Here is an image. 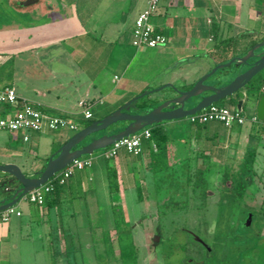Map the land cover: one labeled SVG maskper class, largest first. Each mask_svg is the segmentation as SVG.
Segmentation results:
<instances>
[{
	"label": "crops",
	"instance_id": "1",
	"mask_svg": "<svg viewBox=\"0 0 264 264\" xmlns=\"http://www.w3.org/2000/svg\"><path fill=\"white\" fill-rule=\"evenodd\" d=\"M8 1L16 12L32 15L35 27L32 32L28 31L29 38L24 47L19 45L18 37L14 41L10 52L14 54V71L10 76L1 75L0 64V89L13 87L20 102L26 101L50 114L76 120L79 129L87 120L82 112V101L91 103L88 109L93 120L103 118L143 92L148 93L134 101L126 111L136 113L142 106L143 109L155 107L165 99L176 96L175 89L188 90L217 64L244 56L254 45L264 42V26H258L264 25V0H161L152 22L159 32L167 36L168 41L156 48H138L132 43L135 20L148 6L149 0ZM53 13L58 15V19H50ZM37 26H41L38 29L45 26L41 33L48 32L51 26H63L62 30L56 28L63 34L50 40L39 36L35 38ZM67 26H79L80 38L67 39ZM93 34L97 37H93ZM231 39L235 41V48L224 49V41ZM217 45L221 49H217ZM4 47L0 44V53ZM260 49L257 52L263 50ZM22 55L27 57L23 58L22 65H29V71L24 74L19 72ZM214 77L208 78L207 83H213ZM151 90L153 92L149 93ZM243 91L245 98L241 109L244 112L249 107L251 113L256 115L258 99L248 94L247 87ZM224 102L229 104V98ZM9 109L8 105L0 104V116L6 115ZM104 110L107 112L101 115ZM185 120L189 121L191 127L182 126ZM160 123L172 138L169 150L174 148V143L188 145L189 155H181L180 151V154L168 153L171 167L185 160L184 168H190L184 184L188 186L185 187L187 190L184 188L188 198L195 199L194 195L188 193L193 183L191 175L204 173L209 180L213 173L227 174V169L233 165L237 166L238 173L248 151L256 150L257 164L259 157L264 155V129L257 120L226 126L220 121L194 123L187 116ZM69 131L73 130L48 127L28 133L0 130V164H17L23 172L27 170L28 176L36 177L45 166L42 167L39 162L30 165V156L41 150L48 162L70 137ZM111 131L108 127L101 135L114 133ZM26 134L29 140L24 139ZM153 144L151 139H143V152L140 155L131 154L124 148L112 158L103 154L107 148L98 155L88 154L93 156L92 166L77 170L72 175L61 193V199H53L44 205L28 201V205L19 207L20 199L14 205L21 212L20 215L13 214L8 221H3L0 216V243L9 237L11 228L18 227L23 218L30 223L38 217L44 220L48 217L51 223L54 217L58 222V231L63 233L64 228L59 225L62 208L70 202L73 192L78 195L80 191L89 190L92 182L93 187L104 189L111 196L110 201L114 193L124 198V189H138L140 184L143 193L138 198L149 202V195L154 193L152 185L159 172H154L153 168L151 151H157V146L155 149ZM108 159L115 161L113 167L117 171L119 184L116 192H111L109 188ZM3 175L14 185V177L6 173L0 172V181ZM11 188L14 187H7L9 190ZM167 199L171 201L175 197L170 195ZM3 200L0 197V204ZM70 215L74 216L75 213ZM114 227L113 222L110 230ZM5 251H8L6 246L0 244V253Z\"/></svg>",
	"mask_w": 264,
	"mask_h": 264
},
{
	"label": "rangeland",
	"instance_id": "2",
	"mask_svg": "<svg viewBox=\"0 0 264 264\" xmlns=\"http://www.w3.org/2000/svg\"><path fill=\"white\" fill-rule=\"evenodd\" d=\"M0 16V44L5 46L0 53L1 75L6 77L14 71V54L10 53L13 43L18 37L19 45L25 46L29 38L28 31L32 32L35 27V19H31L32 15L16 12L8 0H0ZM50 19H58V15L53 13ZM39 27L34 30L35 38L39 36L50 40L63 34L56 29L63 26H51L46 33H41L45 26L41 29ZM67 27V39L80 38L79 26ZM93 37L97 35L93 34ZM25 57L22 55L19 61V72L22 74L29 71V65H22ZM218 104L226 105L224 100ZM106 112L104 110L101 115ZM251 112L249 107L244 109L247 116L253 115ZM182 126L191 127L187 120ZM103 131L94 134L93 138L102 136ZM73 133L68 132L69 135ZM173 145L174 148L168 150L170 155L179 151L181 155H189L188 145ZM102 150H96L92 155H98ZM43 156V152L38 150L30 156L28 162L30 165L39 162L44 167L47 158ZM107 162L113 166L115 161L108 159ZM186 163L192 165L190 161ZM184 166L185 160L169 166L168 171L158 172L149 202L138 198L143 193L140 184L138 189H124V198L114 193L111 201V196L104 189L92 186L93 182L89 190L80 191L78 195L73 192L70 202L62 208L59 225H62L64 232L61 234L54 217L51 223L48 217L45 220L38 217L30 223L23 218L18 227L11 228L9 237L0 243L8 250L0 253V264H122L115 228L110 230L116 219L114 207L123 216L128 235L137 246L138 264H264V213L261 210L262 204L264 206V155L258 159L255 182L241 207H234L229 193L220 189L221 186L233 187L231 179L237 177L236 165L227 169L234 173L230 180H225L222 173H213L209 181L206 175L204 184L199 183V191L208 189L210 193L206 202H202L204 198H199L198 194V197L194 195L195 199L186 197L185 187L188 186L184 184L187 180L186 172L190 168L185 169ZM24 171L27 174V170ZM190 177L198 181L194 174ZM170 195L175 199L167 201ZM222 196L224 200L227 199L226 204L222 203ZM201 203L207 206L201 208ZM26 205L28 200L24 197L17 204L19 207ZM72 212L74 216L70 215ZM157 238L162 239L161 242ZM210 253L214 256H210Z\"/></svg>",
	"mask_w": 264,
	"mask_h": 264
},
{
	"label": "water",
	"instance_id": "3",
	"mask_svg": "<svg viewBox=\"0 0 264 264\" xmlns=\"http://www.w3.org/2000/svg\"><path fill=\"white\" fill-rule=\"evenodd\" d=\"M260 48L263 50L257 52ZM251 58H256V60L250 65L249 60ZM247 65L250 66L245 68ZM263 69L264 42H261L254 45L244 56L235 57L226 63L217 64L188 90L175 89L176 96L165 99L155 107L150 106L140 109L136 113L126 111L134 101L148 93L143 92L103 118L94 120L89 125L70 135L56 154L49 158L44 169L36 177L27 176L17 164H0V172L11 175L20 183V186L14 189L15 191L10 201H2L0 212L17 204L31 190L46 184L75 159L92 154L96 150L107 148L114 142L150 125L196 114L232 95L239 97L237 109H241L245 98L243 89ZM218 71L220 72L218 73ZM211 76L215 77L213 83L210 84L207 83V79ZM152 92L153 90L149 91V93ZM256 104V116L258 119L264 120V94L258 98ZM118 122L128 123L118 132L106 133L91 139L88 143L82 144L91 135L106 130ZM157 240L159 241V238ZM200 241L202 242V240Z\"/></svg>",
	"mask_w": 264,
	"mask_h": 264
},
{
	"label": "built area",
	"instance_id": "4",
	"mask_svg": "<svg viewBox=\"0 0 264 264\" xmlns=\"http://www.w3.org/2000/svg\"><path fill=\"white\" fill-rule=\"evenodd\" d=\"M160 2L161 0H149L148 6L137 16L132 28V43L134 46L138 48H156L167 43V36L159 32L152 22V16L158 11ZM0 104L8 105L10 107L6 115L0 116V130L23 133L41 131L44 127L50 129L67 128L73 131L79 130V122L76 120H72L66 116L50 114L39 106L26 101L20 102L16 90L13 87L0 89ZM90 104L89 101L81 102V106L83 107L82 112L87 119L92 117V113L88 109ZM189 119L194 123L220 121L226 126H232L235 123L244 124L248 120L256 121L258 118L256 115H245L242 109L234 110L214 103L196 114L190 115ZM151 136L150 129L146 127L114 142L105 149L103 154L108 158H112L117 155L120 149L124 148L131 154L140 155L143 152V139H151ZM24 139L29 140V135L26 134ZM153 146L156 149V145L153 144ZM92 164V155L75 159L58 173L60 175V181L64 182L77 170L89 168ZM48 182L31 190L24 196V198L29 202L43 205L45 193L52 188V185L48 184ZM13 214L20 215L21 212L16 210L14 206L0 212L3 221H8Z\"/></svg>",
	"mask_w": 264,
	"mask_h": 264
},
{
	"label": "trees",
	"instance_id": "5",
	"mask_svg": "<svg viewBox=\"0 0 264 264\" xmlns=\"http://www.w3.org/2000/svg\"><path fill=\"white\" fill-rule=\"evenodd\" d=\"M212 26H217V25H212ZM213 32H214V35L217 34V32L215 30ZM222 41L223 40H221L220 42L222 43ZM223 44H225V45H222L223 48L227 49V50L228 49L232 50L236 46L235 41L233 39H231L229 41H224ZM217 49H221V46L217 45ZM224 58H227V57H224ZM255 60H256V58H251L249 60L250 65L253 64V62ZM250 65L245 66V68H248ZM263 86H264V69L262 71H260L252 79V81L248 84V86H247L248 94L249 95H255L256 98L258 99L261 95L264 94V91H262V88H264ZM237 103H238L237 96L232 95L229 97V104L223 105V106H226L228 108L236 110L237 109ZM143 107L144 106H142L141 109H143ZM93 121H94L93 119H90V118L87 119L83 123L82 128L89 125ZM257 122H259L260 124L262 123L261 128L264 129V120L261 121V120L257 119ZM122 123L123 122H119V123L114 124L112 127L110 126L109 128H111V130H112L111 132H118V131L122 130L127 125L128 122L123 123V124ZM235 124H237V123H235ZM147 128H149L151 131L152 142L155 143V145L157 146V151H151L154 172L165 171L170 166L169 159H168V150H169V146H170L172 138L170 137V135L168 134V132L166 131V129L163 127V125L161 123H155L153 125L148 126ZM93 137H94V135L89 137V139L87 138L88 140L86 139L83 143H88L91 139H93ZM256 164H257V153H256L255 149H251L250 151L247 152V154L242 159L240 172L236 173L237 177L234 179L233 178L231 179L233 187L221 186V188H220L221 190H223L226 193H229L228 195L232 199L234 207H241V205L245 203V199H246V196L248 195V191L253 186V184L255 182V176L257 175ZM198 174L199 175H194L198 181H193V183L190 184V186L191 185L192 186H191L190 192H188V193L190 194V196L198 194L199 198L200 197L204 198V201H202V202H206L207 198L210 196L208 189H204V190H200V191L198 190L199 183L201 185V183L206 181V175L204 173H198ZM232 174H234V173L230 172V174H229V172L227 171V174L226 173L223 174L222 177H224L225 180L226 179L230 180V176ZM36 176H38V173L36 174ZM59 176L60 175L57 173L54 177H52L49 180L48 184L52 185V188L50 191L45 193L43 205L46 203H49L53 199H55V200L61 199L60 197H61V193L64 190V187L68 183V180L72 177L71 176L68 179H66L64 182H61ZM29 177H31V176H29ZM11 178H13V177L11 176ZM13 179L15 181L14 185L12 183H10L9 178H6L5 176L0 181V197L4 198L6 202H8L11 199V197L15 191L14 189H16L17 187L20 186V183L15 178H13ZM225 180H224V182H226ZM108 181H109L110 191L111 192L118 191L119 184H118L117 171H116L115 167H113L111 165H110L109 171H108ZM207 181H209V180L207 179ZM8 186L14 187V188H11L12 191L7 189ZM198 195H197V197H198ZM224 199H225L224 196H222V199H221L222 203H225V201H227V199L226 200H224ZM203 206H207V205L204 203L199 204V207L203 208ZM116 209L117 208L114 207V212L116 214L115 215L116 219H114V223H115L114 228H115V232H116V242H117V249L119 250V258L121 259L122 264H138L137 246L135 245L134 241L131 239V236L128 235L129 231H127L128 229H127V226L125 224V220H124L123 216L121 217V214L119 215V212ZM261 210L264 213L263 204L261 206ZM161 240L159 239L160 242H161ZM212 252L214 253L213 250H212ZM213 253H210L209 255L214 256ZM223 262L224 261H222V263ZM218 263L220 264V262H218ZM218 263L216 262V264H218Z\"/></svg>",
	"mask_w": 264,
	"mask_h": 264
}]
</instances>
